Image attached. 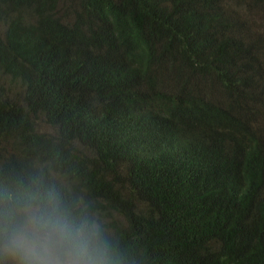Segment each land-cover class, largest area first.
<instances>
[{
  "label": "trees",
  "instance_id": "trees-1",
  "mask_svg": "<svg viewBox=\"0 0 264 264\" xmlns=\"http://www.w3.org/2000/svg\"><path fill=\"white\" fill-rule=\"evenodd\" d=\"M264 0H0V189L32 179L114 264H264Z\"/></svg>",
  "mask_w": 264,
  "mask_h": 264
},
{
  "label": "clouds",
  "instance_id": "clouds-1",
  "mask_svg": "<svg viewBox=\"0 0 264 264\" xmlns=\"http://www.w3.org/2000/svg\"><path fill=\"white\" fill-rule=\"evenodd\" d=\"M0 264H114L100 225L52 186L0 189Z\"/></svg>",
  "mask_w": 264,
  "mask_h": 264
},
{
  "label": "rangeland",
  "instance_id": "rangeland-1",
  "mask_svg": "<svg viewBox=\"0 0 264 264\" xmlns=\"http://www.w3.org/2000/svg\"><path fill=\"white\" fill-rule=\"evenodd\" d=\"M246 17L255 24L264 27V19L262 18L261 13H259L258 11L253 10L248 14L246 13Z\"/></svg>",
  "mask_w": 264,
  "mask_h": 264
}]
</instances>
